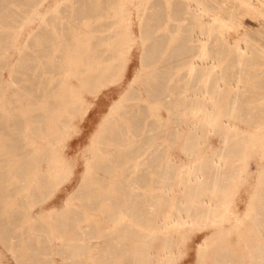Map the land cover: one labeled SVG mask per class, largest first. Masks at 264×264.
Instances as JSON below:
<instances>
[{
	"label": "bare ground",
	"instance_id": "6f19581e",
	"mask_svg": "<svg viewBox=\"0 0 264 264\" xmlns=\"http://www.w3.org/2000/svg\"><path fill=\"white\" fill-rule=\"evenodd\" d=\"M207 1L183 3L189 24L179 40H172L170 22L164 16L160 17L162 26L155 21L163 5L155 8L152 0H50L39 8L40 18H28L27 10L42 0H0V13L5 10L9 18L8 14L21 12L25 25V42L13 61L11 77L20 87L26 86L21 92L27 104L13 111L8 102L0 101V242L18 264H43V250L53 239L60 241L64 264H82L80 255L88 264H114L116 260L170 264L191 226L198 230L201 222L232 220L239 227L253 213L239 216L227 196L237 184L240 167L256 155L253 184L249 176L250 190L255 189L252 200L260 195V207L252 214L255 226L242 230L236 244L226 240H215V244L206 236L198 245L195 264H264V101L257 106L248 96L234 95L230 88L226 104H208V84L198 88L200 78L212 79L217 94L224 88L215 72L218 56L214 54L206 65H201V58L211 44L214 52L219 35L216 28L226 19L222 13L231 10L222 11ZM235 2L251 5L249 0ZM6 3L13 7L3 9ZM229 41L224 38L219 44ZM134 45L140 49L141 67L131 86L111 102L87 142L68 143V129L85 104L86 94H94L116 79ZM137 79L144 85V96L132 90ZM155 101L168 108V116L176 123L171 133L168 117L159 114ZM235 109L244 112L240 118L249 121L251 130L224 118ZM186 115L193 116L191 130L195 132L200 133L210 121L214 128L224 129L225 139L234 132L231 148L241 149L240 158L219 156L208 166L201 161L197 178L198 161L183 162V170H177L167 143L170 135L173 140L181 138ZM220 118L223 121L218 123ZM194 147L184 146L190 156H194ZM114 172L115 176H109ZM175 174L181 175V196L167 192L174 189L168 180ZM67 179L66 199L58 208L53 202L33 209L37 199ZM217 192L226 198L217 197ZM220 226L218 237L225 238L226 229ZM94 228L100 229L99 236L105 240L100 245L90 240ZM110 249L118 254L113 261L107 257Z\"/></svg>",
	"mask_w": 264,
	"mask_h": 264
},
{
	"label": "rangeland",
	"instance_id": "374dc122",
	"mask_svg": "<svg viewBox=\"0 0 264 264\" xmlns=\"http://www.w3.org/2000/svg\"><path fill=\"white\" fill-rule=\"evenodd\" d=\"M48 1L50 0H42V2L39 5L37 4L29 8L27 10V17L28 18H35V17L40 18L41 10H39V8H42L44 5H46ZM136 1L138 2V0ZM193 1L195 0H190V2L192 3ZM249 1L251 2V5L247 6L248 8L244 6H238L235 0H208L207 1V4L214 3L215 6L216 5L220 6L222 11L227 7H229L231 10L230 14H227L225 11L222 13L224 18L226 19H224L225 22L224 24H222V26H218V28H216L219 35H218V41H216L214 45V48H215L214 52L212 49L213 44L209 45L207 48V52L203 51V55L208 53L207 55H205L207 58L206 57L201 58L202 62L200 61L201 65L202 64L206 65L205 63L211 62L210 59H212L211 57L214 56V54H216L219 59L218 61L219 65L217 64L215 72L217 71L216 74L218 75V79L222 82L221 84H223L224 86L223 88L224 91L222 89V91H220L221 93L218 92L219 94L218 95L217 91L213 89L212 87L213 85L210 84L212 82V79H209L208 82H206L207 81L206 78L205 79L200 78L197 82L198 88L207 86L208 84V89H210V92L207 93V96H208L207 103L208 104H214V102H219V104L221 105L226 104L229 101L228 89L230 88L233 90L234 95L235 93H237V95L239 96H248V99H250V102L257 106L261 105L262 102L264 101V0H249ZM185 2L186 0H167V1L166 0H152L151 2L152 4L156 3L154 6L155 8L157 6H160L159 4L163 5V7L160 6L161 8L158 9L157 11L158 17H156L155 21L158 20L157 25L162 26L163 19H160V17L164 16V20L166 18V20L170 22L171 24L170 35L171 36L169 37V39L171 38L172 40L174 39L179 40L182 34L184 33V28L186 27L187 24H189V21L186 20V17H188V14H185V11H183V8H184L183 3ZM219 3L220 5H218ZM7 6L8 8L9 7L11 8L12 5L6 3L5 5H3L2 8L4 9ZM4 12L5 10L3 12L1 11L0 13V29L3 30V31L2 30L0 31V41L3 43L2 44L0 42V45H1L0 47L3 46L2 48H0L1 49L0 50V94L3 95L2 98H0V101L8 102L9 105L13 107V111H17L18 107L23 108L27 104V101L25 99L26 96L23 92H21V88L24 87L26 89V86L23 85L22 83L23 86L20 87L19 81L12 80V77H11L12 70L11 69L13 67L14 59L19 54L18 53L19 48L25 42L24 41L25 35H23V32L25 31V27H24L25 25L22 24V19H20V18H23V14L21 12L17 14L18 16H16L15 14L10 16V14H8L9 18H7L8 16L4 15ZM178 19L179 21L177 24ZM7 24H10L9 25L10 28H8ZM139 37L140 36L137 35V40L140 39ZM224 38H227L230 41L224 46H220L219 41L223 40ZM34 39L35 38H33L32 40ZM41 39H42L41 37H37L36 41H41ZM170 46H172V44H170ZM139 50L140 49L138 46L136 45L131 46L128 51L129 56L128 54L126 55V57L128 56L127 57L128 59L126 58V60H124L122 67L119 69V72L121 70L122 71L118 73V76H116V79L112 81L111 83H108L105 86H103L98 92L94 94L93 93L86 94L87 100L85 101V104L76 114L77 117L75 116V118L73 119L75 123L72 121L71 123L72 126L68 129L67 136L68 135L69 136L66 137V140L68 143H75L78 139H82L85 142H87L90 136L92 135L93 131L96 129L99 123L100 117H103L109 111L111 102L116 100L129 86H131L132 80L134 79L133 77H135L136 72H138L141 67ZM25 51H27V48H25ZM199 54L201 55V52ZM217 68L219 69L220 73H218ZM9 80H11V82ZM134 84L132 86V90L133 89L138 90L144 96L145 95L144 85L140 81V79H137L134 82ZM216 95H218L219 97ZM16 96L19 98H17ZM153 105L157 106V110L159 114L164 115L165 117H168L166 118L167 124H168V130H169L168 132L171 133L172 130H174L176 123L171 119V117L168 116V108L164 107L162 103L159 101H155ZM158 106H159V109H158ZM227 114L228 115L227 116L225 115L224 118L227 119L228 121L234 122L238 127L242 129H247V130H249L252 127V125L249 124V121H244L243 119L240 118V115L244 114L243 111L241 110L239 111L235 109L231 115H230V112H228ZM79 116L80 118H78ZM192 117H193L192 115L191 116L186 115L184 117L186 119L182 123V127L184 131H183L181 138H177L173 140V136L170 135V139L167 143L168 154L170 158L174 162H176L175 165H176L177 170L179 169L183 170L184 164L185 163L190 164L189 161H193V160L198 161L195 166L196 167L195 178H197V175H198L197 170L199 169L202 162H204L208 166V164L211 162L212 159L217 160L219 156L227 157L228 155L230 158L232 157L238 158L239 156H241V155H238L241 149H239L238 147L231 148L232 143L235 141V138L232 137L234 132L231 133V137H228L227 139H225L222 136L224 129L219 128V126L218 127L216 126L214 128V124H215L214 121L213 122L210 121L209 124H206L200 130V133L195 132L191 130V118ZM222 121H223V118L218 119V123ZM77 123L78 124L80 123V124L78 125ZM79 127L81 128V130H79ZM74 129L76 130V132L74 131L75 135L73 133ZM187 137L195 138L194 139L195 141H190V143H188L185 140ZM185 145L192 146V147L196 146V148L194 147V151H193L194 156H190L188 154L187 150H185L184 148ZM257 157H258L257 155L250 157L248 159L249 163L240 167L238 175L236 177L237 184L236 186L232 188V190L229 191V193L231 191L232 192L228 196L226 195L227 198L230 199L229 206L231 208L234 207L237 211V214L243 218L244 216H246V214L249 213V211L253 213L257 212V209H259L260 207L259 206L260 205L259 204L260 195H258V198L256 199L257 201L252 200V198L255 197V195L253 196V192L255 189L250 190V184H249L250 183L249 176L251 175H252L251 176L252 184L256 181L257 172L256 174H254L253 171H255L254 169H256L257 167V163H258ZM225 168H227V166ZM109 176H115V172ZM173 177L174 179L175 178L176 179L174 180L170 178L168 180V183L170 185H173L174 189L168 188L167 192L173 193L176 196H181V192L178 193L179 192L178 185L180 184L179 179H181V175L175 174L173 175ZM199 177H200V174H199ZM68 184H69V180L67 179L65 182L59 184L51 192L50 191L47 192L42 198L43 200L37 199L34 205L35 207L33 206V209L37 210L40 207L49 206V204L53 202H56V206L58 208L62 202V199L63 200L66 199L64 198L66 195V191L64 190V187H66ZM167 186L170 187L169 185ZM154 192L156 194L161 193L160 190L158 192L157 190H155ZM216 194H217V197H221V196L224 197V194L222 192H217ZM258 200H259V203H258ZM250 204H252L251 207H253V209L250 207ZM253 213L247 215L245 219L246 218L248 219H246V221H244L243 223L240 222L241 224H238L239 227L234 225L235 223L232 220H226L222 224H220L219 222H218L219 224H217L216 222L211 223V221L203 222V223L201 222L202 225L200 223L197 224V228H201L198 230L193 228V226L196 227V225L191 226L190 227L191 229L187 235L188 236L187 239L185 238L186 240L183 239L184 242L183 240L182 242H180L181 247H180V251L175 256L176 261L173 260V262H171L170 264H195L196 259H197L198 245L200 244V242L202 243V241L206 238V236L214 239V243L216 242L215 240H220V241H217V243L226 240L227 242L230 241L236 244L235 242L238 240L237 236L239 237V233H241L242 230L245 231L246 229V231H250L253 228V226H255L254 219H252L254 218L252 215ZM141 223L145 224V222H141ZM205 223L206 225H204ZM214 224H217V225H214ZM220 225H223V227L226 229L225 236L228 237L230 235V237L224 238L223 235H220L218 237L219 235L218 232L220 230L219 228L221 227ZM244 225L246 226V228ZM230 230L233 232L230 233L231 232ZM216 232L217 234H215ZM99 234H100V229L94 228L91 232L92 237L90 238V240L100 245V243H103L105 240L104 238H102L103 239L102 241ZM58 243L60 244V241L58 239H53L51 244L50 245L48 244L49 246L45 245V249L43 250V253H42L43 254L42 255L43 264H64L65 263L64 262L65 256L62 255V253H59L60 247ZM2 244L3 243L0 242V253L2 255V263L3 264H18V262L13 259L12 253H10L11 250L6 245L4 244L2 245ZM97 249L98 248H95V251ZM50 252L51 253L53 252V254L50 255ZM115 256H118V254L114 255L111 249L107 251V257L110 258V260L113 261V258ZM78 259H79V262L82 264L89 263V260L86 259L84 255H80ZM248 259L249 257L247 256L246 260ZM208 261L212 262V259L209 258ZM122 263L125 264V261L122 260ZM122 263L119 262L118 260L114 261V264H122ZM131 264H135V262H133L132 260Z\"/></svg>",
	"mask_w": 264,
	"mask_h": 264
}]
</instances>
